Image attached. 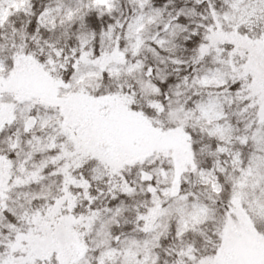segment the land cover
<instances>
[{
  "label": "snow or ice",
  "instance_id": "6c2138e0",
  "mask_svg": "<svg viewBox=\"0 0 264 264\" xmlns=\"http://www.w3.org/2000/svg\"><path fill=\"white\" fill-rule=\"evenodd\" d=\"M0 264H264V0H0Z\"/></svg>",
  "mask_w": 264,
  "mask_h": 264
}]
</instances>
